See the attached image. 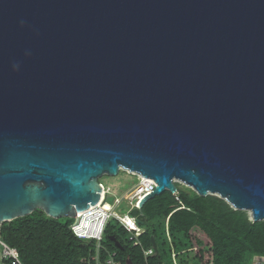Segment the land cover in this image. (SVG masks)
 Segmentation results:
<instances>
[{
	"label": "water",
	"instance_id": "95a60500",
	"mask_svg": "<svg viewBox=\"0 0 264 264\" xmlns=\"http://www.w3.org/2000/svg\"><path fill=\"white\" fill-rule=\"evenodd\" d=\"M121 170L264 220V0H0V225Z\"/></svg>",
	"mask_w": 264,
	"mask_h": 264
},
{
	"label": "trees",
	"instance_id": "16d2710c",
	"mask_svg": "<svg viewBox=\"0 0 264 264\" xmlns=\"http://www.w3.org/2000/svg\"><path fill=\"white\" fill-rule=\"evenodd\" d=\"M176 185V194L166 190L142 208L131 209L125 199L116 207L119 215L130 210L145 230L141 244L134 245L119 219H109L102 245L117 253L119 264H174L173 253L178 264H251L255 255H264V220L252 221L248 211L236 209L218 195L202 196L180 182ZM74 221L69 217L54 218L36 209L29 215L5 221L2 238L19 250L25 264H88L84 259L97 249L95 244L92 248L84 246L83 240L74 234ZM194 225L209 234L216 248L207 246L199 253L189 251ZM111 235L123 244V250L110 239ZM152 236L159 254L155 250L145 255V250L154 247ZM105 256L103 250L102 257Z\"/></svg>",
	"mask_w": 264,
	"mask_h": 264
},
{
	"label": "built area",
	"instance_id": "2783aa9c",
	"mask_svg": "<svg viewBox=\"0 0 264 264\" xmlns=\"http://www.w3.org/2000/svg\"><path fill=\"white\" fill-rule=\"evenodd\" d=\"M136 175L138 176L139 184L131 194L136 198L134 202H130L131 209L133 207L139 208V201L148 193L152 192L156 186V182L153 179L145 178L139 174ZM146 180L150 182L147 184ZM104 191L106 193V189ZM116 201V204L110 203V209H103L98 203L97 205L91 206L88 210L80 212L71 226L74 234L83 240L84 246H89L90 248H92L94 244L96 246V253L90 254L88 258L84 259L88 264H119L116 261L117 253L109 251L102 245V241L105 238V229L111 217H117L119 219L122 226L129 232V240L132 241L134 245L141 244V238L145 230L141 227L136 217L130 213V210L124 215H119L115 207L118 206L122 200L117 198ZM250 219L254 221L251 214ZM190 237L192 241V247L189 249L190 252L199 253L202 248L207 246L216 248L213 241H209L208 244L204 246L201 239L198 241L199 247H197L191 231ZM103 250L106 252L104 258L102 257ZM154 252L155 248L152 247L145 250V255L153 254ZM207 259L208 258H206V260ZM173 260L174 264H178L175 253H173ZM0 264H25L19 250L9 245L2 238V225H0ZM251 264H264V255H255Z\"/></svg>",
	"mask_w": 264,
	"mask_h": 264
},
{
	"label": "rangeland",
	"instance_id": "374dc122",
	"mask_svg": "<svg viewBox=\"0 0 264 264\" xmlns=\"http://www.w3.org/2000/svg\"><path fill=\"white\" fill-rule=\"evenodd\" d=\"M121 172L117 176L104 175L99 179V181L105 186L107 199L111 204H116L117 201L115 202V199L117 197L120 200L125 199L129 202H134L136 199L131 194L138 186L139 179L134 178L136 174L132 172L124 170H121Z\"/></svg>",
	"mask_w": 264,
	"mask_h": 264
},
{
	"label": "bare ground",
	"instance_id": "6f19581e",
	"mask_svg": "<svg viewBox=\"0 0 264 264\" xmlns=\"http://www.w3.org/2000/svg\"><path fill=\"white\" fill-rule=\"evenodd\" d=\"M147 184L150 182L149 180H146ZM107 194L105 191H103L101 202H99V205L103 209H110V203L106 200ZM191 234L193 236L194 242L197 247H199L198 241L201 239L202 244L205 246L208 244L209 241H212V238L209 236V234L199 225H194L191 229Z\"/></svg>",
	"mask_w": 264,
	"mask_h": 264
}]
</instances>
